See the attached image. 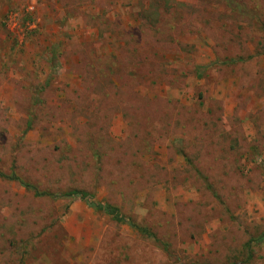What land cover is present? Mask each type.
<instances>
[{"label": "rangeland", "instance_id": "obj_1", "mask_svg": "<svg viewBox=\"0 0 264 264\" xmlns=\"http://www.w3.org/2000/svg\"><path fill=\"white\" fill-rule=\"evenodd\" d=\"M0 264H264V0H0Z\"/></svg>", "mask_w": 264, "mask_h": 264}, {"label": "trees", "instance_id": "obj_2", "mask_svg": "<svg viewBox=\"0 0 264 264\" xmlns=\"http://www.w3.org/2000/svg\"><path fill=\"white\" fill-rule=\"evenodd\" d=\"M72 196L76 195V193H71ZM83 195V194H82ZM101 209L103 210V212H105L108 215H111L112 218H114L117 221H121V217L119 216V214L116 212V210L108 205H101Z\"/></svg>", "mask_w": 264, "mask_h": 264}]
</instances>
